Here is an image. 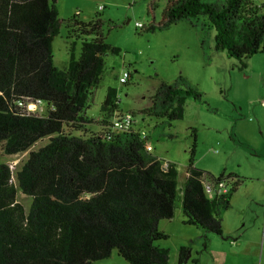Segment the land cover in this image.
Masks as SVG:
<instances>
[{
  "label": "trees",
  "instance_id": "obj_1",
  "mask_svg": "<svg viewBox=\"0 0 264 264\" xmlns=\"http://www.w3.org/2000/svg\"><path fill=\"white\" fill-rule=\"evenodd\" d=\"M79 15L64 19L58 0H0V146L10 156L29 151L15 174L8 163H0V264H94L114 250L131 264H168L170 250L159 242L169 234L159 224L174 217L177 202L184 223L202 228L205 238L208 233L223 236V214L244 180L235 174L212 176L195 166V130L191 175L179 187L176 166L165 169L146 150L137 124L123 131L115 117L109 119L120 110L115 89L107 93L101 116L90 115L104 56L120 49L105 41L106 20L100 13L89 22ZM200 15H207L215 28L216 47L231 57L244 63L264 53V5L255 0H169L161 26ZM63 25L72 56L61 69L53 42ZM78 40L83 52L76 59ZM202 97L180 77L162 84L141 113L181 119L185 102ZM37 100L45 113L29 109ZM96 122L101 130L88 132ZM45 139L46 144L32 149ZM203 174L227 178L231 189L210 197ZM19 191L32 198L29 209L19 201ZM190 254V247H181L178 264Z\"/></svg>",
  "mask_w": 264,
  "mask_h": 264
},
{
  "label": "rangeland",
  "instance_id": "obj_2",
  "mask_svg": "<svg viewBox=\"0 0 264 264\" xmlns=\"http://www.w3.org/2000/svg\"><path fill=\"white\" fill-rule=\"evenodd\" d=\"M168 1L58 0L64 19L80 13L79 17L89 22L100 13L106 20L105 41L120 49L104 56L103 79L89 114L99 118L107 93L115 89L120 110L109 119L120 112H135L137 128L151 135L152 154L174 164L179 171V187L190 163L195 130V166L212 176L235 174L244 180L223 214L224 236L208 233L205 238L202 228L184 223L182 205L177 202L174 217L159 224L169 234L159 242L170 250L168 264H178L183 246L190 247L191 253L185 264H264V53L254 54L243 63L227 50L218 49L216 31L207 15L162 27ZM138 22L145 26L139 27ZM150 25L156 29H148ZM53 51L56 65L68 67L72 43L65 25L53 42ZM82 52L83 42L78 40L74 45L76 59ZM125 71L130 76L127 83H122ZM180 77L196 86L203 96L185 102L183 118L141 113L151 106V97L162 84H171ZM34 112L45 113L46 109L40 106ZM100 125L96 122L87 131L99 132ZM47 142L45 139L32 149ZM28 156L29 151L6 155L0 146V163H16L14 174ZM18 199L29 209L32 198L19 191ZM233 241H241L246 252L231 255L236 253L228 245ZM94 264L131 263L114 250L110 257Z\"/></svg>",
  "mask_w": 264,
  "mask_h": 264
},
{
  "label": "built area",
  "instance_id": "obj_3",
  "mask_svg": "<svg viewBox=\"0 0 264 264\" xmlns=\"http://www.w3.org/2000/svg\"><path fill=\"white\" fill-rule=\"evenodd\" d=\"M257 3L264 2V0H255ZM103 6H101V9ZM139 27H144L145 25L142 23L137 24ZM130 73L128 71H125L123 76L120 78L122 83H126L129 79ZM22 104V103H21ZM40 106H43V102L41 100L37 101H31L28 104V107L31 111L37 110ZM136 116L132 112H123L120 113L117 117L114 119V124L116 127L123 131H129L132 129H135L136 127ZM142 136L145 139V147L146 150L149 152H152L154 150L153 141L151 139V135L146 132L145 130H142ZM170 163L164 162V168L168 169ZM16 166V163L10 164V167L12 171L14 172V168ZM187 176L191 175V172H186ZM202 183L204 185V188L207 192V194L210 197H214L216 194H226L231 189V181L227 178L221 179V180H215L210 178L207 174H203L201 176Z\"/></svg>",
  "mask_w": 264,
  "mask_h": 264
},
{
  "label": "crops",
  "instance_id": "obj_4",
  "mask_svg": "<svg viewBox=\"0 0 264 264\" xmlns=\"http://www.w3.org/2000/svg\"><path fill=\"white\" fill-rule=\"evenodd\" d=\"M44 106V105H43ZM44 108H45V106H44ZM46 109V108H45ZM223 236H224V231H223ZM226 239V238H225ZM223 241V240H222ZM228 245H229V247L231 248V249H234L235 251H236V253H233V254H231V255H237V254H240V253H244V252H246L244 249H242V247H243V243L240 241V242H237V241H233V242H230V243H228ZM220 246V245H219ZM218 246V247H219Z\"/></svg>",
  "mask_w": 264,
  "mask_h": 264
}]
</instances>
